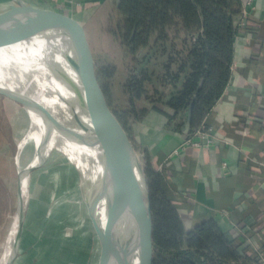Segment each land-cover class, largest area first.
Instances as JSON below:
<instances>
[{
  "label": "crops",
  "instance_id": "crops-1",
  "mask_svg": "<svg viewBox=\"0 0 264 264\" xmlns=\"http://www.w3.org/2000/svg\"><path fill=\"white\" fill-rule=\"evenodd\" d=\"M25 1L52 12L74 32L91 61L104 56L118 68V61L125 64L113 35L110 0ZM248 1L243 0L229 83L201 122L215 144L203 141L174 153L198 126L184 131L185 121L181 127L171 125L170 109L162 107L133 122V145L143 167L150 165L162 174L164 188L188 229L212 218L227 238L250 254L252 264H264V0ZM23 240L22 231L12 264L25 256Z\"/></svg>",
  "mask_w": 264,
  "mask_h": 264
},
{
  "label": "trees",
  "instance_id": "trees-1",
  "mask_svg": "<svg viewBox=\"0 0 264 264\" xmlns=\"http://www.w3.org/2000/svg\"><path fill=\"white\" fill-rule=\"evenodd\" d=\"M110 1L113 35L123 49L128 80L127 107L120 115L112 105L109 84L114 70L98 71L109 107L125 129L124 120L138 122L149 110L161 112L162 107L170 109L171 125L181 127L191 110L190 128L199 126L229 83L243 0ZM175 61L180 66L171 73ZM139 64L144 65L143 78L136 85L132 78ZM144 169L152 208V264L253 263L216 220L204 219L188 229L162 174L150 165Z\"/></svg>",
  "mask_w": 264,
  "mask_h": 264
},
{
  "label": "water",
  "instance_id": "water-1",
  "mask_svg": "<svg viewBox=\"0 0 264 264\" xmlns=\"http://www.w3.org/2000/svg\"><path fill=\"white\" fill-rule=\"evenodd\" d=\"M0 4V46L16 44L33 49L49 77L71 105L100 137L122 185L120 204H116L117 221L102 207L99 193L86 172L87 143L80 133L54 121L25 92L0 83V95L18 103L31 113L40 129V148L34 164L17 171L16 234L12 254L6 264L17 257L24 224L22 180L41 164L51 137L73 142L77 155L72 160L78 174L81 195L99 222L101 236L109 241V261L113 264H152V208L147 175L126 129L109 107L96 78L85 46L52 12L32 6L25 0ZM37 70V68L29 67ZM191 125L187 112L184 131Z\"/></svg>",
  "mask_w": 264,
  "mask_h": 264
},
{
  "label": "rangeland",
  "instance_id": "rangeland-1",
  "mask_svg": "<svg viewBox=\"0 0 264 264\" xmlns=\"http://www.w3.org/2000/svg\"><path fill=\"white\" fill-rule=\"evenodd\" d=\"M0 3L10 4L12 1L0 0ZM100 57L91 65L95 75L101 70L104 73L114 70L109 80L112 105L123 115L127 107L124 92L128 80L126 64L118 61V68L104 60V56ZM179 63H170L171 73H176ZM142 69V64L134 69L132 79L136 85L143 78ZM20 110L18 103L0 95V258L16 208V156L18 139L25 131L18 122ZM124 123L131 141L137 144L133 122L124 120ZM70 159L66 153L51 148L30 174L22 230L24 250L21 256H25L19 264H99L105 239L101 236L95 214L84 199L82 201L78 174ZM108 258L109 250L103 264H112Z\"/></svg>",
  "mask_w": 264,
  "mask_h": 264
},
{
  "label": "bare ground",
  "instance_id": "bare-ground-1",
  "mask_svg": "<svg viewBox=\"0 0 264 264\" xmlns=\"http://www.w3.org/2000/svg\"><path fill=\"white\" fill-rule=\"evenodd\" d=\"M35 56L33 49L22 48L16 44L0 46V83L25 92L51 119L85 137L88 178L99 193L102 207L117 221L116 204H120L122 185L110 156L100 137L71 105L63 91L49 77L38 72L46 71V68L34 58ZM29 67L37 68V70ZM17 117L19 125L25 129L18 139L19 151L16 156L17 168L18 171H21L35 163L37 155L41 151V133L33 116L24 107L21 106ZM51 148L66 153L71 158L70 160L74 159L78 151V147L73 142L54 135L51 137L48 151ZM28 179L29 177L22 180L24 203L28 194ZM81 198L83 201L82 196ZM16 225L17 220L14 215L3 244L0 264H6L12 254ZM109 249V241L105 239L101 248L102 257L99 264H103L105 253Z\"/></svg>",
  "mask_w": 264,
  "mask_h": 264
},
{
  "label": "built area",
  "instance_id": "built-area-1",
  "mask_svg": "<svg viewBox=\"0 0 264 264\" xmlns=\"http://www.w3.org/2000/svg\"><path fill=\"white\" fill-rule=\"evenodd\" d=\"M250 4V0L248 1ZM206 145H214L215 138L211 134L210 130L205 127L202 123L200 124L194 131L193 135L185 139L178 147V149L174 150V153H177L180 149L185 148L186 146H201L203 144Z\"/></svg>",
  "mask_w": 264,
  "mask_h": 264
}]
</instances>
